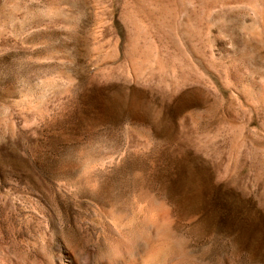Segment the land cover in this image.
<instances>
[{
	"label": "rangeland",
	"instance_id": "1",
	"mask_svg": "<svg viewBox=\"0 0 264 264\" xmlns=\"http://www.w3.org/2000/svg\"><path fill=\"white\" fill-rule=\"evenodd\" d=\"M135 248L264 264V0H0V264Z\"/></svg>",
	"mask_w": 264,
	"mask_h": 264
},
{
	"label": "bare ground",
	"instance_id": "2",
	"mask_svg": "<svg viewBox=\"0 0 264 264\" xmlns=\"http://www.w3.org/2000/svg\"><path fill=\"white\" fill-rule=\"evenodd\" d=\"M195 197L198 198L199 196L197 195ZM178 258H176V260H178ZM62 259L64 262H66V264H76L73 255L68 251L65 256H62ZM167 259L173 260V253L171 250L170 252H163L162 250L149 252L148 250H145L143 248H135L134 250L124 252L123 254L120 253V251H115L112 254H108L107 262H102V260H100L99 258L94 259L91 254H88L85 264H183L182 262H180V260L174 263H167Z\"/></svg>",
	"mask_w": 264,
	"mask_h": 264
}]
</instances>
